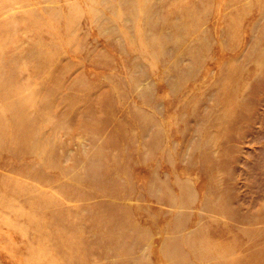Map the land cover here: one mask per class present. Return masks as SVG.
I'll return each instance as SVG.
<instances>
[{
	"label": "rangeland",
	"instance_id": "374dc122",
	"mask_svg": "<svg viewBox=\"0 0 264 264\" xmlns=\"http://www.w3.org/2000/svg\"><path fill=\"white\" fill-rule=\"evenodd\" d=\"M0 264H264V0H0Z\"/></svg>",
	"mask_w": 264,
	"mask_h": 264
},
{
	"label": "bare ground",
	"instance_id": "6f19581e",
	"mask_svg": "<svg viewBox=\"0 0 264 264\" xmlns=\"http://www.w3.org/2000/svg\"><path fill=\"white\" fill-rule=\"evenodd\" d=\"M28 246V243H27V245H26V247Z\"/></svg>",
	"mask_w": 264,
	"mask_h": 264
}]
</instances>
